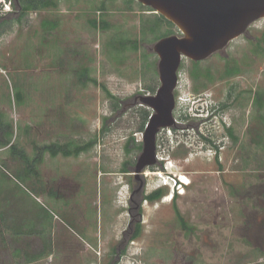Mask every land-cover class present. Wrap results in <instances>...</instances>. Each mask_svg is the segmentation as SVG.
Listing matches in <instances>:
<instances>
[{
	"label": "rangeland",
	"instance_id": "rangeland-1",
	"mask_svg": "<svg viewBox=\"0 0 264 264\" xmlns=\"http://www.w3.org/2000/svg\"><path fill=\"white\" fill-rule=\"evenodd\" d=\"M53 2L0 20V264H264V19L196 65L182 58L175 124L140 176L143 199L163 197L144 201L116 260L152 113L139 97L160 86L154 38L179 32L149 31L156 15L134 0ZM228 65L240 73L224 78ZM4 142L40 155L38 174L20 179L27 165ZM52 143L92 144L65 158L42 152Z\"/></svg>",
	"mask_w": 264,
	"mask_h": 264
},
{
	"label": "water",
	"instance_id": "water-1",
	"mask_svg": "<svg viewBox=\"0 0 264 264\" xmlns=\"http://www.w3.org/2000/svg\"><path fill=\"white\" fill-rule=\"evenodd\" d=\"M17 4V0H14ZM172 23L179 34L161 38L152 46L158 57L160 86L152 96H140L139 105L152 111L142 134V148L133 175L144 185L145 169L158 163L156 138L175 124L174 91L182 58L203 61L244 35L264 19V0H134ZM144 203V202H143ZM141 219V215H139Z\"/></svg>",
	"mask_w": 264,
	"mask_h": 264
},
{
	"label": "trees",
	"instance_id": "trees-1",
	"mask_svg": "<svg viewBox=\"0 0 264 264\" xmlns=\"http://www.w3.org/2000/svg\"><path fill=\"white\" fill-rule=\"evenodd\" d=\"M130 1L133 2V0H130ZM54 6H55V4H54L53 0H17V4L15 3V7H16V11H17L15 14H17V21L20 22L30 12H38L41 10L49 9L51 7H54ZM147 11L152 12V10L150 8H147ZM155 15H156V18H155L154 24L151 25L150 27H148L149 31L156 32L163 25H165L168 28L174 27V25L172 23H170L169 21L164 19L162 16L157 15V14H155ZM5 18L6 17H3L0 20H3ZM98 24H99V22H97L96 20L92 21L93 27H97ZM102 24H103V22H102ZM171 35H173V32L171 30L166 31L165 33H161L154 38V42L160 40L161 38L171 36ZM125 43H127V41L126 42L121 41V44H123L122 46H124ZM132 46H133L134 50L137 49L136 44L132 45ZM194 63H195L194 65L198 64V62H194ZM239 73H240V70L235 65H233V66L228 65L225 68V71H224L222 76L224 78H227V77H231V76H236ZM200 76H202V74L199 72H195L192 74L193 79H197ZM207 77L209 78V75H207ZM79 78L82 82L86 81L88 78L87 71L84 70L83 72H81L79 74ZM14 99L18 104L22 103V100H23L22 93L20 91L16 90L15 94H14ZM260 100H261V97L258 95L256 97V102H260ZM148 118H149V112L146 111L143 120L147 121ZM144 121H143V123H144ZM0 127H2L1 122H0ZM227 132L229 133L230 136H232L231 130H227ZM1 144L3 147H8L10 145L9 142H4ZM91 144L92 143L86 144V145H74L73 143H66L64 145H60L58 143H52V144L44 146L42 148V152L48 153L51 157H56L57 155H61L62 157H65V158H67V157H78L81 153L86 152L88 147ZM8 150H9V153L11 155H13V156L17 155L20 159H22V161L25 163V165H27L26 167H24L23 170L17 172L16 175L19 176L20 179L24 180V179H27L29 177H34L38 174L36 171L37 169L35 167L37 164H39L41 162L40 159H37L38 157H40V155L35 157L33 160H30L29 157L22 150H17V147L14 144L10 145ZM162 197H163V192L161 190H157L154 193L144 197L143 200L147 201L149 203H152V202L160 200ZM174 211H175V216H176L182 230H184L185 232H190L192 229H190V227H188L187 223L181 217V215L179 214L176 207H174ZM139 235H140V224L138 223L136 226V229H135V233L131 239L134 240V239L138 238Z\"/></svg>",
	"mask_w": 264,
	"mask_h": 264
},
{
	"label": "flooded vegetation",
	"instance_id": "flooded-vegetation-1",
	"mask_svg": "<svg viewBox=\"0 0 264 264\" xmlns=\"http://www.w3.org/2000/svg\"><path fill=\"white\" fill-rule=\"evenodd\" d=\"M228 130H230V129H228ZM157 164H159V162ZM135 181H137V180L135 179ZM140 185H141V183H139L138 188L134 187L130 191V196H129L128 204H127L128 218L129 219H128L126 230L123 231V233H122L123 235L121 236L120 240L118 241V244H117L116 249H115L116 252H115L114 258L116 260L120 259V256H121L124 248L126 247L128 239L133 237V235L135 233L136 226L138 223H140V221L138 222L135 219V218L139 217L140 214L138 213V211L142 207L143 202H144L143 196H142V191L144 190V187L141 188ZM138 197H140V198H138ZM139 202H141V204ZM139 220H140V218H139ZM128 229L132 230V232H131L130 237L127 238L126 232Z\"/></svg>",
	"mask_w": 264,
	"mask_h": 264
},
{
	"label": "built area",
	"instance_id": "built-area-1",
	"mask_svg": "<svg viewBox=\"0 0 264 264\" xmlns=\"http://www.w3.org/2000/svg\"><path fill=\"white\" fill-rule=\"evenodd\" d=\"M16 7H15V1L14 0H0V19L3 17H7L9 15L15 14ZM180 183L179 188H182L183 183L180 181V179H177ZM174 186L176 185V181L174 180ZM185 186V185H183Z\"/></svg>",
	"mask_w": 264,
	"mask_h": 264
},
{
	"label": "bare ground",
	"instance_id": "bare-ground-1",
	"mask_svg": "<svg viewBox=\"0 0 264 264\" xmlns=\"http://www.w3.org/2000/svg\"><path fill=\"white\" fill-rule=\"evenodd\" d=\"M179 179H180V181L182 182V183H184V184H186L187 183V179L184 177V176H180L179 177Z\"/></svg>",
	"mask_w": 264,
	"mask_h": 264
},
{
	"label": "clouds",
	"instance_id": "clouds-1",
	"mask_svg": "<svg viewBox=\"0 0 264 264\" xmlns=\"http://www.w3.org/2000/svg\"><path fill=\"white\" fill-rule=\"evenodd\" d=\"M172 198V197H171Z\"/></svg>",
	"mask_w": 264,
	"mask_h": 264
}]
</instances>
